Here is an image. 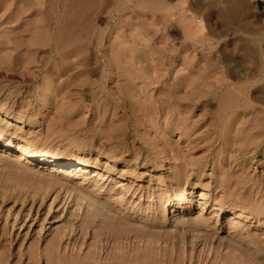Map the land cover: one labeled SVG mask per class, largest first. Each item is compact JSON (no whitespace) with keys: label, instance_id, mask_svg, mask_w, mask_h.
Returning a JSON list of instances; mask_svg holds the SVG:
<instances>
[{"label":"rangeland","instance_id":"obj_1","mask_svg":"<svg viewBox=\"0 0 264 264\" xmlns=\"http://www.w3.org/2000/svg\"><path fill=\"white\" fill-rule=\"evenodd\" d=\"M263 12L0 0V264H264Z\"/></svg>","mask_w":264,"mask_h":264},{"label":"bare ground","instance_id":"obj_2","mask_svg":"<svg viewBox=\"0 0 264 264\" xmlns=\"http://www.w3.org/2000/svg\"><path fill=\"white\" fill-rule=\"evenodd\" d=\"M260 52H261L260 54H261V60H262L261 62L263 64V66H264V49H263V51H260ZM5 115H7V112H5ZM15 120L18 121V122L19 121L22 122L23 118L22 117H20V118L16 117ZM0 146H2L5 150H11V149L14 150L16 152V154H17V160H21V159H23V160L24 159L32 160L33 158H36V159H38L40 161L54 162L56 164L64 165V166L69 164V167H75L74 169L77 168V169L84 170V171H86L87 168L90 166L89 162H87L85 160H78V159H76L74 157H70V158L67 159L65 157H62L59 154H53V153H48V152H45V151H40L39 149H37L35 147H31V146L19 145L17 147H14L9 142L3 140L1 137H0ZM109 156L110 157L106 158L107 160H109L110 162L115 161L114 155H109ZM96 171H97L96 169L92 170V172H94V173H99V172H96ZM83 175L86 177L87 174L83 173ZM87 206L89 208H91L93 214H101L103 216H107L108 215V212H109L108 209L105 210V208L103 209V208L99 207L98 205H96L95 203H92L91 201H89L87 203ZM241 215H242L241 211H236V212H233V213L230 214V216H232L230 218H234V216H241ZM197 221H199V220H197ZM201 221H203V220H201ZM201 221H199V222L201 223ZM206 225H208V224H206Z\"/></svg>","mask_w":264,"mask_h":264},{"label":"built area","instance_id":"obj_3","mask_svg":"<svg viewBox=\"0 0 264 264\" xmlns=\"http://www.w3.org/2000/svg\"><path fill=\"white\" fill-rule=\"evenodd\" d=\"M261 28H262V32H263V35H264V12H263V19H262ZM262 45H263V47H264V40H263V42H262Z\"/></svg>","mask_w":264,"mask_h":264}]
</instances>
